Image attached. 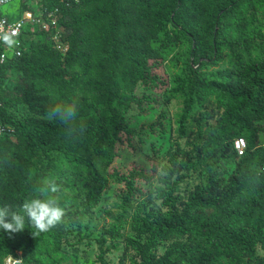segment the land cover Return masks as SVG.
Returning <instances> with one entry per match:
<instances>
[{
  "label": "trees",
  "instance_id": "trees-1",
  "mask_svg": "<svg viewBox=\"0 0 264 264\" xmlns=\"http://www.w3.org/2000/svg\"><path fill=\"white\" fill-rule=\"evenodd\" d=\"M38 4L20 57L0 64V208L52 196L64 216L47 232L27 218L0 231V264H63L111 184L100 264L121 247L119 264H264V0ZM172 101L185 143L170 145L162 173L113 166L121 147L136 150L131 119L156 113L147 127L167 134ZM57 104L75 105L74 118H52ZM19 107L23 119L9 113ZM192 175L200 182L181 189ZM47 180L56 193L37 191Z\"/></svg>",
  "mask_w": 264,
  "mask_h": 264
},
{
  "label": "rangeland",
  "instance_id": "rangeland-1",
  "mask_svg": "<svg viewBox=\"0 0 264 264\" xmlns=\"http://www.w3.org/2000/svg\"><path fill=\"white\" fill-rule=\"evenodd\" d=\"M39 1L40 0H15L11 3L3 5L1 7V12L3 15L11 19L23 17L25 16L26 12H29V14H31L33 17H36L34 15L39 14L40 10L38 6ZM23 7H30L35 13L29 10L26 12H21ZM0 95L6 99L10 94L8 91L1 90ZM180 108L181 104L179 101H172L169 104L167 108L169 119L166 122V130L168 132L166 135L154 136L153 131H150V129L147 127V125L155 119L156 113H152V115L147 118L135 117L131 119L132 127L136 128L139 132V135L134 139V146L136 150L131 152L127 148L121 147L119 150L121 156L114 162L113 166L118 168L121 172L131 168L132 165L142 166L149 171L152 163H155L158 173L161 174L162 172L160 167L167 161L166 154L171 148L170 145L175 141H177V143L181 146H184L185 143V137L178 138L176 133L175 115L180 111ZM9 113L18 119H23L25 116V110L21 107H19L17 110H10ZM138 138H140L141 142L138 141ZM222 169L227 170V165H224ZM200 179L201 176L192 175L190 179L186 180L188 182L187 184L186 181L181 184V189L185 187H191L195 183L200 182ZM154 184H157V182H154ZM139 185H141L145 191L148 190L149 186L141 183ZM119 188L120 186L114 184L109 186L108 191L104 194V200L94 210L91 211L92 219L88 223L87 230H83L81 233V235H84L85 232V234H87L89 237L84 238L80 244L76 245L75 250L66 249L69 256L68 260H66L63 264H100L98 261L100 251L96 241L100 237L102 227L110 222V220L106 218L105 212L109 211L115 213L113 208L114 204L116 203L114 192ZM128 236L134 237V235L131 233ZM76 240L77 237L74 239V242ZM85 243L88 245H85ZM163 250V248L159 249V255L163 253ZM123 255L124 250L121 247L119 251L112 252L104 256V260H106L109 264H119ZM123 264H130V262L128 259H125Z\"/></svg>",
  "mask_w": 264,
  "mask_h": 264
},
{
  "label": "clouds",
  "instance_id": "clouds-1",
  "mask_svg": "<svg viewBox=\"0 0 264 264\" xmlns=\"http://www.w3.org/2000/svg\"><path fill=\"white\" fill-rule=\"evenodd\" d=\"M76 114L75 105L57 104L51 108L49 115L63 122L71 121ZM40 193H56L57 185L47 180L37 189ZM64 216V208L58 201L49 196L42 199L39 196L25 200L18 211H9L0 208V231L8 235L18 233L25 229L26 218L38 232H47L56 226Z\"/></svg>",
  "mask_w": 264,
  "mask_h": 264
},
{
  "label": "built area",
  "instance_id": "built-area-1",
  "mask_svg": "<svg viewBox=\"0 0 264 264\" xmlns=\"http://www.w3.org/2000/svg\"><path fill=\"white\" fill-rule=\"evenodd\" d=\"M15 0H0V64L8 59L20 57V36L23 30L28 26L29 21H33L32 15L26 13L25 16L17 19H11L1 12V7ZM39 23V20H37ZM3 134V128L0 125V136ZM235 150L242 154L245 149L243 139H237L234 143Z\"/></svg>",
  "mask_w": 264,
  "mask_h": 264
},
{
  "label": "bare ground",
  "instance_id": "bare-ground-1",
  "mask_svg": "<svg viewBox=\"0 0 264 264\" xmlns=\"http://www.w3.org/2000/svg\"><path fill=\"white\" fill-rule=\"evenodd\" d=\"M6 264H19V262L16 261V260H14V259H12V258H10V259H8V260L6 261Z\"/></svg>",
  "mask_w": 264,
  "mask_h": 264
},
{
  "label": "water",
  "instance_id": "water-1",
  "mask_svg": "<svg viewBox=\"0 0 264 264\" xmlns=\"http://www.w3.org/2000/svg\"><path fill=\"white\" fill-rule=\"evenodd\" d=\"M19 262V264H22L20 261H18Z\"/></svg>",
  "mask_w": 264,
  "mask_h": 264
}]
</instances>
